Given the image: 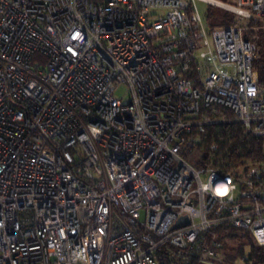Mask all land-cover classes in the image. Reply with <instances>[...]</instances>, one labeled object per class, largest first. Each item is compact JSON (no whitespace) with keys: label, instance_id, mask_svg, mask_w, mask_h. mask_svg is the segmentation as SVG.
Masks as SVG:
<instances>
[{"label":"built area","instance_id":"obj_1","mask_svg":"<svg viewBox=\"0 0 264 264\" xmlns=\"http://www.w3.org/2000/svg\"><path fill=\"white\" fill-rule=\"evenodd\" d=\"M196 1L234 20L208 31ZM258 31L264 0H0V264H220L229 227L264 246V164L197 146L235 123L264 149Z\"/></svg>","mask_w":264,"mask_h":264},{"label":"trees","instance_id":"obj_2","mask_svg":"<svg viewBox=\"0 0 264 264\" xmlns=\"http://www.w3.org/2000/svg\"><path fill=\"white\" fill-rule=\"evenodd\" d=\"M206 18L210 27L219 28L229 26L233 17L226 13L222 19H219L207 13ZM255 37L258 42V57L253 61L252 67L257 71L258 84L262 87L264 86V31L256 32ZM202 114L216 120H232L230 111L216 105L204 108ZM213 144L216 145L214 151L210 150V146ZM197 146L201 151L198 157V168H212L226 173L231 169H246L264 164V149L260 140L245 133L243 128L235 123L208 127ZM218 232V238L223 242V250L229 240H240L248 246L246 255H244L242 247L238 248L233 256L224 255V263L233 264L237 259L244 257V264H264V246H258L249 231L229 227L220 229ZM223 254L224 252H222ZM167 264L178 263L168 261Z\"/></svg>","mask_w":264,"mask_h":264},{"label":"rangeland","instance_id":"obj_3","mask_svg":"<svg viewBox=\"0 0 264 264\" xmlns=\"http://www.w3.org/2000/svg\"><path fill=\"white\" fill-rule=\"evenodd\" d=\"M218 2H221L223 4H228V5H233L234 0H215ZM196 6H197V10L204 22V24L206 25V28L208 31H211L212 29H216L218 27H210L209 26V21H207V13H210L211 15H213L216 18L222 19L226 13L232 15V21L234 20V16L233 14H231L230 12L224 10L223 8H219V7H215V6H210L207 3L201 2V1H196ZM232 23V22H231ZM123 94V89H119L116 93L117 96H121ZM243 245V246H242ZM224 254L220 257V264H226L223 262V257L224 255L227 256H233L235 255V252L238 250V248L243 249L244 255H246L248 253V246L243 244V241L240 240H229L227 241L226 245L224 246ZM233 264H244L243 261L241 259H237Z\"/></svg>","mask_w":264,"mask_h":264},{"label":"water","instance_id":"obj_4","mask_svg":"<svg viewBox=\"0 0 264 264\" xmlns=\"http://www.w3.org/2000/svg\"><path fill=\"white\" fill-rule=\"evenodd\" d=\"M188 224V220L185 216H183L182 218H180L176 224L173 226V229H176V228H179V227H182V226H185Z\"/></svg>","mask_w":264,"mask_h":264}]
</instances>
